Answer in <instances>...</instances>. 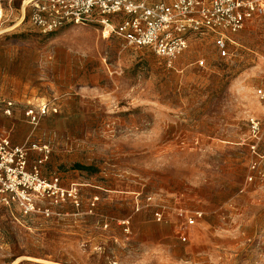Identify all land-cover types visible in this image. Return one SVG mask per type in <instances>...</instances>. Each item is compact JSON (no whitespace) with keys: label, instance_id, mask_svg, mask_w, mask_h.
Returning <instances> with one entry per match:
<instances>
[{"label":"rangeland","instance_id":"obj_1","mask_svg":"<svg viewBox=\"0 0 264 264\" xmlns=\"http://www.w3.org/2000/svg\"><path fill=\"white\" fill-rule=\"evenodd\" d=\"M23 1L0 25V134L56 187L0 207V264H264V17L168 67L97 26L41 34ZM176 208L202 213L187 242Z\"/></svg>","mask_w":264,"mask_h":264},{"label":"built area","instance_id":"obj_2","mask_svg":"<svg viewBox=\"0 0 264 264\" xmlns=\"http://www.w3.org/2000/svg\"><path fill=\"white\" fill-rule=\"evenodd\" d=\"M11 1L0 0V25L6 9L11 8ZM23 5L22 21L29 8L28 21L41 34L72 25L97 26L102 37L114 36L128 47L148 49L168 67L192 42L204 37L211 39L221 58L226 57L231 42L229 35L242 30L249 20L264 17V0H28ZM250 124L252 131H257L258 123L252 120ZM26 165L24 149L13 146L7 136L0 134L1 208L16 206L25 213L34 212L35 198L49 194L56 187V183L39 178L35 169L29 173ZM247 180L250 182L252 178ZM147 201L151 202L152 198L148 197ZM174 211L178 221L174 224L175 233L179 241L187 242L188 228L195 226L202 213L181 208ZM168 213L167 207L158 205L153 218L166 223Z\"/></svg>","mask_w":264,"mask_h":264},{"label":"trees","instance_id":"obj_3","mask_svg":"<svg viewBox=\"0 0 264 264\" xmlns=\"http://www.w3.org/2000/svg\"><path fill=\"white\" fill-rule=\"evenodd\" d=\"M74 169H77V170H89L87 167H82L80 165H75Z\"/></svg>","mask_w":264,"mask_h":264},{"label":"crops","instance_id":"obj_4","mask_svg":"<svg viewBox=\"0 0 264 264\" xmlns=\"http://www.w3.org/2000/svg\"><path fill=\"white\" fill-rule=\"evenodd\" d=\"M175 218H176V216H175Z\"/></svg>","mask_w":264,"mask_h":264}]
</instances>
